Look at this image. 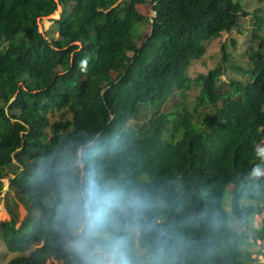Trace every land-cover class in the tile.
<instances>
[{"label": "trees", "instance_id": "trees-1", "mask_svg": "<svg viewBox=\"0 0 264 264\" xmlns=\"http://www.w3.org/2000/svg\"><path fill=\"white\" fill-rule=\"evenodd\" d=\"M59 6L62 35L49 39L39 21ZM249 14L234 0H0V196L7 178L38 211L18 227L15 217L0 222L6 250L19 253L6 264H83L57 221L81 164L83 176L144 201L138 216L115 224L120 234L127 226L130 249L139 243L145 258L163 248L148 264H264L252 257L264 249L246 247L264 244V219L253 226L264 215V175H255L264 168V16L253 14L251 38L262 42L244 62L221 46V64L194 78L192 108L129 125L141 108L160 107L176 90L183 96L205 43ZM199 107L210 112L196 121Z\"/></svg>", "mask_w": 264, "mask_h": 264}, {"label": "rangeland", "instance_id": "rangeland-1", "mask_svg": "<svg viewBox=\"0 0 264 264\" xmlns=\"http://www.w3.org/2000/svg\"><path fill=\"white\" fill-rule=\"evenodd\" d=\"M235 2H240L243 9L250 14L245 17L239 18L238 26L233 28L229 32H223L221 35L215 39H211L205 43L206 52L203 57L192 60L189 67L186 69V75L189 78V82L191 86L189 89L183 91V96L181 95L180 90H176L173 94L167 98V100L158 108H150L144 107L141 108L138 115L129 122L130 126H134L135 124H141L148 120L150 116H157L161 113L167 111H181L182 107L192 108L195 104V99L200 93V82L194 80V78L200 73H207L208 71L214 69L216 66L221 64V46H225L227 53L231 59L235 57H239L242 62L245 61L246 56L245 53L247 50L252 48H256L259 44H261L262 40L264 41V25L259 32L262 40H252V30L254 28V18L253 14L257 11L258 15L264 16V0L262 2L256 0H234ZM62 9L59 6L52 15L46 16L39 21V31L45 34L49 39H57L61 37L62 33L57 29V26L54 20L59 18ZM150 17L151 12H149ZM145 25H142L141 29H143ZM232 41H235V46H233ZM256 41V42H255ZM255 42V44H253ZM132 53L129 52L128 56H131ZM227 73L221 77L224 82H227V77L229 75V70H226ZM20 84V82H18ZM225 86V84H223ZM16 88H11L9 90V95L13 92L12 96L16 94ZM209 108L199 107L197 111L194 113V118L196 121L202 119L205 113H209ZM61 118L59 112H55L53 115H49L48 125L46 126L45 132L47 136L53 134L51 130V125L55 121H58ZM14 129L20 130L21 134H24L27 131V128L19 122L12 121L11 123ZM260 153H264V143L260 147ZM264 159V155L261 154ZM256 176L264 175V168L257 170L255 172ZM3 184L5 189L2 191L0 196V222L4 220H8L11 217H15L18 227L25 217L29 216L31 218H35L38 215V211L35 210L31 204L27 201L26 195L18 194L15 190L9 189V182L7 178L3 179ZM9 189V190H8ZM230 196H228L225 200V207L230 209ZM264 219V215H254L253 216V226L259 227L261 225L262 220ZM232 225L237 229V231H242L246 229L244 226L233 222ZM248 242H251L249 237ZM262 246V247H261ZM246 247L250 251H257L259 249H264V244L258 240L256 244H246ZM19 255V253H10L6 250L2 238L0 237V264H6L11 258ZM253 258L257 257L258 262L264 261V256L253 254ZM52 262L56 263V261L52 260ZM50 262H48L49 264ZM253 264H257L254 262Z\"/></svg>", "mask_w": 264, "mask_h": 264}, {"label": "clouds", "instance_id": "clouds-1", "mask_svg": "<svg viewBox=\"0 0 264 264\" xmlns=\"http://www.w3.org/2000/svg\"><path fill=\"white\" fill-rule=\"evenodd\" d=\"M63 191L57 221L67 243L82 258L83 264H133V255L137 258L136 264H148V259L163 256V248H158L156 255L145 258L139 243L133 251L129 247L132 233L125 226L120 234L115 224L117 217L138 216L146 207L139 196L120 187L102 185L94 174H85L79 184L70 182ZM160 234L157 230V235Z\"/></svg>", "mask_w": 264, "mask_h": 264}, {"label": "water", "instance_id": "water-1", "mask_svg": "<svg viewBox=\"0 0 264 264\" xmlns=\"http://www.w3.org/2000/svg\"><path fill=\"white\" fill-rule=\"evenodd\" d=\"M150 12H151L152 17H154V12H153L152 8L150 9ZM78 155H79V158H81L80 150L78 151ZM83 167H84V165L81 164V166H80V180H81V178L83 176ZM4 189H5V186H4Z\"/></svg>", "mask_w": 264, "mask_h": 264}]
</instances>
